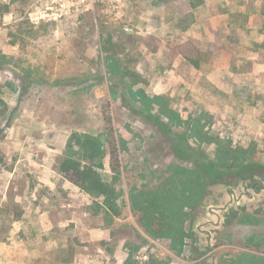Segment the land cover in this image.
<instances>
[{
  "label": "rangeland",
  "instance_id": "374dc122",
  "mask_svg": "<svg viewBox=\"0 0 264 264\" xmlns=\"http://www.w3.org/2000/svg\"><path fill=\"white\" fill-rule=\"evenodd\" d=\"M188 2L0 0V52L12 59L0 65V264H264V0ZM109 54L144 82L111 61L112 75ZM139 91L162 97L159 108L130 100ZM197 119L253 145L247 173L259 176L209 185L184 208L174 250L147 233L140 198L191 168L190 153L212 157L214 145L190 136ZM83 134L103 144L98 171L118 192L117 215L92 214L94 198L59 171ZM181 137L183 158L172 150Z\"/></svg>",
  "mask_w": 264,
  "mask_h": 264
},
{
  "label": "trees",
  "instance_id": "16d2710c",
  "mask_svg": "<svg viewBox=\"0 0 264 264\" xmlns=\"http://www.w3.org/2000/svg\"><path fill=\"white\" fill-rule=\"evenodd\" d=\"M190 8L194 9L204 4V0H189ZM191 16V15H190ZM192 21L189 22V24ZM186 25L185 28H187ZM109 40V39H108ZM116 62L117 67L122 70L123 75L132 78L135 83L144 82L143 78L135 72L128 71L123 67L114 55L106 56V66L109 65V72L115 74L112 63ZM12 59L0 52V65L11 63ZM110 62V64H108ZM193 62V61H192ZM196 66V62H193ZM20 68V72L24 77L30 76V69ZM110 73V74H111ZM41 75L37 74L36 79H41ZM130 89V86L127 87ZM139 94V95H137ZM130 100H136L138 96L144 107L150 108L147 102L156 104L159 108L161 98L159 96L147 97L142 91L136 94L131 93ZM168 114H174L170 110ZM169 116V115H168ZM176 121H179L175 115ZM170 120H172L170 118ZM164 126L163 124H159ZM190 136H197L199 143L214 145L212 157L203 152L190 153L188 155V147L186 138L181 137L176 140L172 150L175 156L183 158L185 155L192 156L193 166L189 169H173L170 176L160 183L153 191L143 193L141 195V220L145 222L147 233L153 238H167L174 250L180 248L184 244V238L187 233L184 229V216L186 213L184 208H194L199 205L204 197L206 188L209 185L224 183L226 176L244 178L246 180H254V173L248 174V170H252L257 164L255 149L253 145L248 147L234 146L231 140L221 138L218 135H211L202 131L200 120L197 119L190 127ZM109 133L112 130L109 129ZM189 136V137H190ZM107 137V135H106ZM108 139V138H107ZM74 144L76 150H72V156L65 158L60 166L59 171L68 176L73 183L85 194L93 197L94 200L88 210L94 215H117V199L118 192L113 184L103 180L98 169H102L101 158L104 149L102 142L92 135H74ZM110 146L109 155L110 167L114 173L119 171V163L117 160V147L115 142L108 140ZM200 147V146H199ZM77 157H76V156ZM186 157V156H185ZM86 162V163H82ZM264 178V176H261ZM254 188L260 189V183L255 181ZM139 199V200H140ZM153 225H158V230L153 229Z\"/></svg>",
  "mask_w": 264,
  "mask_h": 264
}]
</instances>
